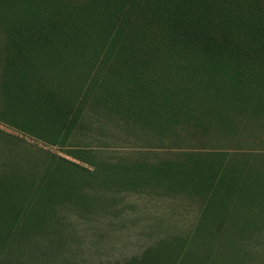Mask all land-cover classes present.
<instances>
[{
    "label": "rangeland",
    "instance_id": "rangeland-1",
    "mask_svg": "<svg viewBox=\"0 0 264 264\" xmlns=\"http://www.w3.org/2000/svg\"><path fill=\"white\" fill-rule=\"evenodd\" d=\"M0 264H264V0H0Z\"/></svg>",
    "mask_w": 264,
    "mask_h": 264
}]
</instances>
